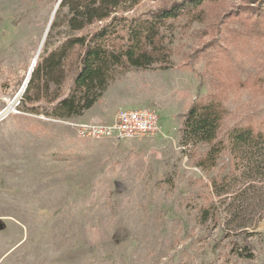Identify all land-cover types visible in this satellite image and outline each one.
Listing matches in <instances>:
<instances>
[{"label":"rangeland","instance_id":"rangeland-1","mask_svg":"<svg viewBox=\"0 0 264 264\" xmlns=\"http://www.w3.org/2000/svg\"><path fill=\"white\" fill-rule=\"evenodd\" d=\"M247 2L208 1L200 20L171 21L170 68H132L82 118L59 119L24 111L17 95L57 0H0V264H264V182L238 178L225 151L196 166L203 147L186 152L177 131L206 94L226 109L220 136L264 130V22L250 32L258 16ZM137 106L158 113L156 133L80 131ZM213 180L229 192L217 195Z\"/></svg>","mask_w":264,"mask_h":264},{"label":"trees","instance_id":"trees-1","mask_svg":"<svg viewBox=\"0 0 264 264\" xmlns=\"http://www.w3.org/2000/svg\"><path fill=\"white\" fill-rule=\"evenodd\" d=\"M140 1L61 0L19 101L23 110L59 119L80 117L130 69L170 68L172 50L166 32L171 21L200 20L203 5L213 0H169L129 15ZM247 3L245 9L258 16L253 32L259 21L264 22V0ZM225 112L217 96H196L180 116L181 147L190 152L202 146L195 165L204 170L216 164L221 152H228L238 178L264 182V130L234 126L220 136ZM226 182L213 180L217 195L229 192Z\"/></svg>","mask_w":264,"mask_h":264},{"label":"built area","instance_id":"built-area-1","mask_svg":"<svg viewBox=\"0 0 264 264\" xmlns=\"http://www.w3.org/2000/svg\"><path fill=\"white\" fill-rule=\"evenodd\" d=\"M158 126L159 115L153 108L137 106L119 109L110 124H83L80 131L82 135L94 138L133 139L156 133Z\"/></svg>","mask_w":264,"mask_h":264},{"label":"water","instance_id":"water-1","mask_svg":"<svg viewBox=\"0 0 264 264\" xmlns=\"http://www.w3.org/2000/svg\"><path fill=\"white\" fill-rule=\"evenodd\" d=\"M60 1H61V0H58L57 3H56V5H55V7H54L53 15H52V18H51L50 22L48 23V27H47V30H46V32H45L44 38H45V36H46V33H47L48 28H49V26H50V23H51V21H52V19H53V16H54V14H55V12H56L58 6H59ZM44 38H43V41H44ZM43 41H42L41 43H43ZM38 53H39V52H38ZM38 53H37V55H38ZM37 55H36V57H37ZM36 57L34 58L32 64L30 65V67H29V69H28V72H27V74H26V77H25V79H24V81H23V83H22V86L20 87V89H19L18 92H17V95L21 94V93L24 91V89H25V87H26V84H27V82H28V80H29V77H30L31 71H32V69H33V66H34V64H35Z\"/></svg>","mask_w":264,"mask_h":264},{"label":"crops","instance_id":"crops-1","mask_svg":"<svg viewBox=\"0 0 264 264\" xmlns=\"http://www.w3.org/2000/svg\"><path fill=\"white\" fill-rule=\"evenodd\" d=\"M93 105H94V104H93ZM92 107H93V106H92ZM92 107L89 108L88 110H86V111L84 112L83 116L86 114V112L90 111V110L92 109ZM78 118H82V116H80V117H78Z\"/></svg>","mask_w":264,"mask_h":264}]
</instances>
